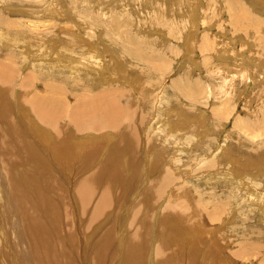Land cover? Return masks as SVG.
Masks as SVG:
<instances>
[{
    "label": "rangeland",
    "instance_id": "obj_1",
    "mask_svg": "<svg viewBox=\"0 0 264 264\" xmlns=\"http://www.w3.org/2000/svg\"><path fill=\"white\" fill-rule=\"evenodd\" d=\"M0 74V264H264V0H0Z\"/></svg>",
    "mask_w": 264,
    "mask_h": 264
},
{
    "label": "bare ground",
    "instance_id": "obj_2",
    "mask_svg": "<svg viewBox=\"0 0 264 264\" xmlns=\"http://www.w3.org/2000/svg\"><path fill=\"white\" fill-rule=\"evenodd\" d=\"M170 13V12H169ZM0 77H1V79H2V76H1V74H0ZM3 80V79H2ZM43 106L45 107H43V110H42V108L40 109L38 106L36 107V111H37V113H38V115H39V117H45L46 119H50V118H48V117H51V116H54L53 114H51V112L50 111H46V109H49V103H43ZM84 106H86V105H84ZM83 105L81 106V108H80V110H78V108L75 110V113L73 114V116H75V115H77L76 116V119H75V125H78V122H79V119H78V117L79 116H84V118L89 114L90 116H101V118H102V120H103V122H105V123H102V122H97V123H88L86 126H91V127H101V126H105V128H108V127H112L113 125H115L114 124V114L115 113H112V111L110 110V107L109 106H106V105H97V104H94V105H92L91 104V106L89 107V106H87V107H89L88 109H84V111H81L82 109H83V107H84ZM114 108H115V106H114ZM105 111H104V110ZM79 115V116H78ZM119 116V115H118ZM103 124V125H102ZM107 136V135H106ZM110 139V138H109ZM108 141V140H107ZM142 145V144H141ZM148 148V147H147ZM149 150V149H148ZM150 151V150H149ZM147 161H149V159L147 160ZM112 163H114V162H112ZM110 164V163H109ZM112 166H114V165H112ZM110 167H111V165H110ZM117 167V166H116ZM118 168V167H117ZM116 168V169H117ZM113 169H114V167H113ZM160 170V169H159ZM153 173V172H152ZM155 174V173H154ZM98 175H99V173H98ZM109 175V174H108ZM165 175V174H164ZM114 176V175H113ZM111 177L108 181H112L113 180V178L114 177ZM115 179V178H114ZM161 181H162V179H161ZM169 182H168V180H167V184H168ZM140 192V191H139ZM22 195V194H21ZM23 197H24V194H23ZM22 201V200H21ZM21 204V203H20ZM21 209V211L23 212V213H25L26 214V216H28V214H27V212L26 211H23V209H22V207L20 208ZM25 221V223H26V227L28 228V231H32V229L34 230V231H36L37 229H35V227H39V225H35V222L33 221V220H30V218L28 217V219H26V220H24ZM27 221V222H26ZM36 221H37V219H36ZM39 223V222H38ZM191 225V224H190ZM43 227V226H42ZM40 231H41V225H40ZM45 228V227H44ZM43 228V229H44ZM43 229H42V231H43ZM27 230V229H26ZM48 230V229H47ZM33 231V232H34ZM29 234H30V232H29ZM31 234H33L32 232H31ZM38 234V233H37ZM40 235V234H39ZM38 235V236H39ZM43 234L41 233V235H40V239L39 240H42V246L44 245V246H46L47 244H46V242L44 243L43 241H46L47 239L45 238V236L43 235ZM38 240V241H39ZM40 242V241H39ZM39 245H40V243H39ZM54 246V245H53ZM20 262V261H19Z\"/></svg>",
    "mask_w": 264,
    "mask_h": 264
}]
</instances>
